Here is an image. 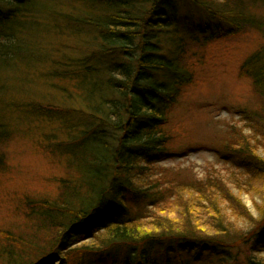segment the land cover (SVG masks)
I'll list each match as a JSON object with an SVG mask.
<instances>
[{
  "label": "trees",
  "instance_id": "16d2710c",
  "mask_svg": "<svg viewBox=\"0 0 264 264\" xmlns=\"http://www.w3.org/2000/svg\"><path fill=\"white\" fill-rule=\"evenodd\" d=\"M250 31L264 38V0H0V170L24 133L65 172L20 198L0 264H264V45L240 69L251 133L213 143L242 163L238 191L161 165L187 153L170 123L190 61Z\"/></svg>",
  "mask_w": 264,
  "mask_h": 264
},
{
  "label": "rangeland",
  "instance_id": "374dc122",
  "mask_svg": "<svg viewBox=\"0 0 264 264\" xmlns=\"http://www.w3.org/2000/svg\"><path fill=\"white\" fill-rule=\"evenodd\" d=\"M263 45L261 33L250 31L214 41L207 47L203 60L190 61L195 80L183 93L170 123L177 134L171 145L173 151L187 153L166 159L161 165L179 169L184 175L193 170L192 175L199 178L209 170L218 171L238 191L236 176L245 172L242 163L235 156H231V161H223L213 143L222 139L232 126L251 133L240 111L253 107L256 98L252 81L241 76L240 69ZM55 96L57 99L58 95ZM4 150L8 160L6 168L0 170V228L6 229L24 223L25 217L17 211L24 194L55 193V178L65 172L60 163H54L38 147L31 135H16ZM254 194L244 193L242 198L248 210L258 216L255 203H261V199Z\"/></svg>",
  "mask_w": 264,
  "mask_h": 264
}]
</instances>
